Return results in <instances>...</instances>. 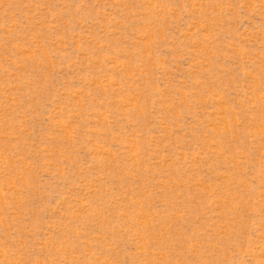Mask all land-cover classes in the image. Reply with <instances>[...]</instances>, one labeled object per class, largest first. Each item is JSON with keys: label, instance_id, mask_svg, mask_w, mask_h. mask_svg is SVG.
<instances>
[{"label": "rangeland", "instance_id": "1", "mask_svg": "<svg viewBox=\"0 0 264 264\" xmlns=\"http://www.w3.org/2000/svg\"><path fill=\"white\" fill-rule=\"evenodd\" d=\"M0 264H264V0H0Z\"/></svg>", "mask_w": 264, "mask_h": 264}]
</instances>
